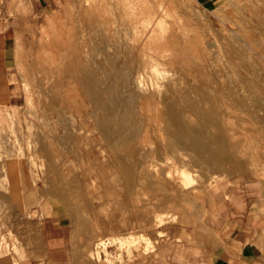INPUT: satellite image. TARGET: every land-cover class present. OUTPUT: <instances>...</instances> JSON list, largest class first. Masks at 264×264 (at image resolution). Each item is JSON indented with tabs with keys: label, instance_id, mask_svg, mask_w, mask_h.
<instances>
[{
	"label": "rangeland",
	"instance_id": "374dc122",
	"mask_svg": "<svg viewBox=\"0 0 264 264\" xmlns=\"http://www.w3.org/2000/svg\"><path fill=\"white\" fill-rule=\"evenodd\" d=\"M19 2L5 5V31L17 60L9 84L0 86V264H45L53 248L75 254L81 264H131L140 255L162 264L167 257L172 262L177 255L208 252L223 237L245 186L264 180V127L258 123L264 111L254 115L237 108L227 88L232 83L244 95L241 77L264 100V0H219L210 9L197 0H52L40 18ZM83 72L103 102L119 108L111 115L110 142L95 128L103 106L88 99ZM139 74L148 91L175 83L196 100L199 86L210 87L229 144L223 163L195 167L192 153L183 159L167 147L164 98L125 111L112 90L124 91ZM183 112L191 123L199 122ZM167 152L178 165L196 169L189 188L176 181ZM134 153H150L158 166L168 163L161 166L163 181L172 170L177 189L162 191V183L156 193L148 192L143 180H149L141 179L138 191L123 190L116 157L132 166ZM147 163L132 167L144 175Z\"/></svg>",
	"mask_w": 264,
	"mask_h": 264
},
{
	"label": "bare ground",
	"instance_id": "6f19581e",
	"mask_svg": "<svg viewBox=\"0 0 264 264\" xmlns=\"http://www.w3.org/2000/svg\"><path fill=\"white\" fill-rule=\"evenodd\" d=\"M87 1V0H86ZM156 1V0H155ZM105 2V1H104ZM107 2V1H106ZM113 2V1H112ZM124 2V1H123ZM128 2V1H127ZM119 3V2H118ZM130 4V3H129ZM108 5V4H106ZM128 5V4H127ZM166 7V6H165ZM94 8V7H93ZM123 8V7H122ZM159 8V7H158ZM173 9V8H172ZM163 10V9H162ZM114 11V10H113ZM126 15V13H125ZM131 16V15H130ZM259 17V16H258ZM114 18V17H113ZM128 19V17H127ZM50 23L52 24V19L50 18ZM158 20V19H157ZM149 21V20H148ZM143 22V20H142ZM151 22V21H150ZM112 23V22H111ZM122 23V22H121ZM144 23V22H143ZM138 24V23H136ZM149 24V23H148ZM55 25V24H54ZM101 26V25H100ZM56 27V26H54ZM53 27V28H54ZM125 27V26H124ZM93 28V25H92ZM143 28V27H142ZM145 29V28H144ZM60 31V30H59ZM163 31V30H162ZM248 31V30H247ZM65 34V33H64ZM118 34V33H117ZM120 36V35H119ZM232 38V37H231ZM242 38V37H241ZM120 40V39H119ZM208 41V40H207ZM121 43V42H120ZM208 44V43H207ZM237 44V43H236ZM110 49V48H109ZM108 49V50H109ZM120 49V48H119ZM111 50V49H110ZM68 52V51H67ZM114 52V51H113ZM86 53V52H85ZM239 57V56H238ZM237 57V58H238ZM242 59V58H240ZM239 60V59H238ZM94 61V60H92ZM240 64V63H239ZM238 64V65H239ZM153 65H151L152 67ZM28 68V67H27ZM97 68V67H95ZM147 68V67H146ZM153 68V67H152ZM151 68V69H152ZM112 69V68H111ZM158 70V69H157ZM63 71V70H62ZM143 72V71H142ZM156 72V71H154ZM139 73H141L139 71ZM162 73V72H161ZM164 73V72H163ZM137 74V73H136ZM90 75V74H89ZM142 74H139V76H135L134 79L128 80L127 84L125 86V90L123 88L124 91H118L115 90L112 92H114L116 94V97L119 101V104L125 107V111L126 112H137V108L136 104L138 102H140V104H148V100L150 98H164L165 102H164V109L162 110V112L160 114H162V122L164 124V130L166 131L165 133H167L166 135L169 136L170 141L168 140V144L167 147L170 148H174L175 152H181V155H185V152L187 153H192V157H190V161L191 164L193 166L201 163H211L214 164L215 166H217V164H221L223 163L226 159H227V146H229V144L227 143L226 139L223 137L222 132H223V125H224V120L221 121L220 117H219V107L218 104L216 102V99L212 96V90L210 89V87H205V88H199L197 89V94H199V100H196L192 97V94L194 92L192 91H183L181 89H179L178 87H175V83L171 84V83H167L165 84V90L161 89L160 87L158 92L155 91H148L147 90V86L146 83L144 82L142 76ZM162 75V74H161ZM240 75V74H239ZM80 81L81 84L83 86L84 89L87 90V97L88 99L95 104H100L103 106V113L101 115V118H96L95 121V125L101 136L102 139L105 140L106 142H110L112 135L114 134V123L112 120V113H114L115 111H117L118 109L115 108V104L114 101H112L110 104L103 102L102 100V95L101 92L99 91V89H97V87L95 86V82L94 80L90 79L89 77H87L85 75V73H80ZM161 77V76H160ZM159 78V76H158ZM261 75L257 74L255 76V79L260 80ZM127 80V79H126ZM246 80V79H245ZM244 80V78L239 77L238 80V85L244 90V92H246L244 95H241L239 93H237V91L234 89L233 84L227 82V88H228V97L232 96L234 99V105L239 108L242 109L243 111L250 113V114H254V115H258V112L264 111V100L262 99V97L260 96L257 88L252 87L248 82H246ZM46 81V80H45ZM149 83H152V80ZM154 81V80H153ZM175 81V80H174ZM123 83V82H122ZM155 83V82H154ZM124 84V83H123ZM156 84V83H155ZM208 84V83H207ZM117 85V84H116ZM115 85V86H116ZM122 85V84H121ZM202 85V84H201ZM209 85V84H208ZM113 86V85H112ZM118 88H120L119 86H116ZM123 87V86H122ZM156 87V90H157ZM213 87V85H212ZM109 88V87H108ZM107 88V89H108ZM112 88V87H111ZM151 88V87H150ZM153 88V87H152ZM151 88V89H152ZM83 89V90H84ZM110 89V88H109ZM122 90V88H121ZM196 90V89H195ZM106 91V90H105ZM199 91V92H198ZM108 92V91H107ZM109 93V92H108ZM107 93V94H108ZM261 93V92H260ZM104 94V93H103ZM196 94V93H195ZM215 94V93H214ZM111 95V94H110ZM262 95V94H261ZM45 96V95H44ZM173 96L177 99L179 102H176V100L173 98ZM198 96V95H197ZM218 98V97H217ZM38 99V98H37ZM106 100V99H105ZM163 100V99H162ZM247 100L250 101L251 106L249 107V105L247 104ZM164 101V100H163ZM223 102V100H222ZM180 103V104H179ZM219 103V101H218ZM204 104H209V106H204ZM139 105V104H138ZM159 105V104H158ZM181 105V107L179 106ZM160 106V105H159ZM156 107L157 109L160 107ZM119 107V106H118ZM149 107V106H148ZM141 111H143V107H141ZM156 109V111H157ZM90 110V109H89ZM101 110V109H100ZM140 110V109H139ZM149 112L150 110L147 109ZM98 111V109H97ZM140 111V112H141ZM159 111V110H158ZM157 111V112H158ZM191 112L194 116L198 117L199 122L197 121V124H193L191 123L187 116H185L184 112ZM91 112V111H90ZM89 112V114H91ZM124 112V111H123ZM221 112V111H220ZM117 113V112H116ZM126 115V114H125ZM129 115V114H127ZM140 115V114H139ZM187 115V114H186ZM95 116V115H94ZM130 116V115H129ZM189 116V115H188ZM128 117V116H127ZM157 118V117H156ZM159 118V117H158ZM190 119V118H189ZM160 120V121H161ZM126 121V118H125ZM159 121V122H160ZM133 122V120H132ZM158 122V120H157ZM194 122V120H193ZM75 123V122H74ZM135 123V121H134ZM195 123V122H194ZM258 123H260L263 127H264V116L259 118ZM161 124V123H160ZM162 125V124H161ZM139 126V123H138ZM160 126V125H159ZM163 126V125H162ZM140 127V126H139ZM210 128H215V130H217V133H215L214 135L208 132V129ZM114 129V130H113ZM69 131V130H68ZM129 131V129H128ZM142 131V130H141ZM4 132V131H3ZM34 132V131H33ZM162 132V131H160ZM226 132V131H225ZM234 132V131H233ZM113 133V134H112ZM231 133V132H230ZM88 134V133H87ZM125 134V132H124ZM141 134V133H140ZM143 134V133H142ZM163 134V133H162ZM225 134V133H224ZM161 136V133H160ZM236 135H232L231 138L237 139L235 137ZM125 137V136H124ZM131 137V135H130ZM146 138V136H144ZM165 137V136H164ZM163 137V139H165ZM137 138V135H136ZM141 138V137H140ZM143 138V136H142ZM229 138V139H231ZM9 139V137H8ZM117 139V138H116ZM139 139V138H138ZM147 139V138H146ZM146 139H140L143 140L142 143H144V140L146 141ZM129 140V139H128ZM139 142V140H136ZM165 141V140H164ZM117 142V141H116ZM127 142V141H126ZM148 142V143H147ZM146 143L149 145V141H147ZM131 143V142H129ZM140 143V142H139ZM151 143V141H150ZM167 143V142H166ZM233 143V142H232ZM30 144V143H29ZM127 143H125L126 145ZM151 144H154L153 142ZM150 144V145H151ZM115 145V144H114ZM146 145V144H145ZM120 146V144H119ZM138 146V145H137ZM141 146V145H139ZM231 146V145H230ZM134 147V146H133ZM142 147V146H141ZM140 147V148H141ZM118 149V147H116ZM4 149V148H3ZM150 149V148H149ZM152 149V148H151ZM166 149V148H165ZM135 150V149H134ZM173 150V154L174 153ZM10 151V149H9ZM43 151L47 154L46 156L50 159L49 162H51V154L48 152V150L45 148L43 149ZM139 152V149L137 150ZM144 151V149H143ZM155 151V150H154ZM23 152V151H22ZM104 152V150H103ZM118 152V151H116ZM115 152V153H116ZM136 152V151H134ZM150 152V151H149ZM152 152V151H151ZM137 153V152H136ZM146 153V152H145ZM22 154V153H21ZM119 154V153H118ZM117 154L116 160L120 163V165L117 168L118 174L120 176V183H125V187H123L122 189H126L129 193L131 192H136L138 191V187H137V183L139 181H141V179H146L149 181H144V188L146 191L148 192H152V193H156L159 187V185L162 183H165L167 186H163L162 191H168L167 189L170 190H176L177 188H175L171 183V181L174 179L173 175H172V170H166V177L168 178V180L163 181V174H164V169L162 170L161 166L164 164H160V166H158V164H154L155 162L149 158H151V154L148 153L145 157L141 156V157H137L135 156L136 154L134 153V157L131 158V162L133 165H135V169L137 168V166L139 164L145 165L147 162H149L150 164L148 165L147 163V167L143 168L146 173L143 175L142 173H139L138 171L134 170V168L132 166H126L123 162H124V158L120 157ZM155 155V154H154ZM153 155V156H154ZM180 155V154H179ZM187 155V154H186ZM186 155L183 157V159L186 157ZM234 155V154H233ZM8 157V156H7ZM32 157V156H31ZM36 158V157H35ZM166 158L170 161H172L174 164L173 167L176 168V174H177V182L180 183V185L184 188H189L191 185H193V182L195 181V175L196 173L193 174V171H195L193 169L190 170L188 168V164H185L184 162L182 163V165H178L177 160L174 161V159H176L174 157V155H170L169 152L166 153ZM23 159V157H22ZM153 159V157H152ZM229 159V158H228ZM160 160V159H159ZM163 160V159H162ZM233 160V159H232ZM23 161V160H22ZM165 161V160H164ZM157 162V161H156ZM42 163V162H41ZM34 164V163H33ZM118 164V163H117ZM167 165L163 166V167H168V163H166ZM36 165V163H35ZM137 165V166H136ZM141 165V166H142ZM191 165V166H192ZM171 167V166H170ZM196 167V166H195ZM194 168V167H192ZM24 169V168H23ZM141 169V167H140ZM147 169V170H146ZM199 170V169H198ZM24 172V171H23ZM25 173V172H24ZM5 175V174H4ZM3 175V176H4ZM198 176V174H197ZM25 177V176H24ZM213 178V177H212ZM119 179V177H118ZM24 180V179H23ZM1 181V180H0ZM175 182V180H173ZM167 182V183H166ZM176 182V183H177ZM142 183V182H141ZM170 183V184H169ZM178 183V184H179ZM140 184V183H139ZM2 185V184H1ZM172 185V186H171ZM27 186V185H26ZM18 187V186H17ZM26 188V187H25ZM7 189V188H6ZM29 189V188H28ZM31 190V189H30ZM33 190V189H32ZM175 192V191H174ZM15 194V193H14ZM19 195V194H18ZM146 197V196H145ZM169 197V196H168ZM174 198V197H173ZM170 199V198H169ZM167 200V199H166ZM165 200V201H166ZM36 201V200H35ZM168 202V201H167ZM177 203V202H176ZM168 215V214H167ZM176 216V215H175ZM27 218V217H26ZM158 218V217H157ZM160 220V219H158ZM161 221V220H160ZM159 221V222H160ZM3 222V221H2ZM161 224V223H160ZM10 233V231H9ZM142 236V235H141ZM122 237V236H121ZM4 238V237H3ZM118 238V237H117ZM119 239V238H118ZM127 239V238H125ZM131 239V238H129ZM16 240V239H15ZM132 241H136V239L133 237L131 239ZM17 241V240H16ZM113 241V240H112ZM131 241V242H132ZM102 242V241H101ZM105 242V241H104ZM124 242V241H121ZM127 242V241H126ZM101 244V243H100ZM103 244V242H102ZM15 246V245H14ZM106 246V245H105ZM105 246L103 245V247L105 248ZM15 248V247H13ZM17 248V247H16ZM8 251V249H7ZM16 251V250H15Z\"/></svg>",
	"mask_w": 264,
	"mask_h": 264
},
{
	"label": "crops",
	"instance_id": "0c3cea01",
	"mask_svg": "<svg viewBox=\"0 0 264 264\" xmlns=\"http://www.w3.org/2000/svg\"><path fill=\"white\" fill-rule=\"evenodd\" d=\"M204 8L210 9L219 0H197ZM52 0H20L18 4L29 6L31 16L40 18L52 5ZM11 0H0V86L9 84L8 72L16 63L15 48H12L11 36L5 31V5ZM21 19V17H18ZM234 207L228 227L223 237L211 245L208 252L191 253L178 256L177 259H164L162 264H264V180L249 182ZM43 259L45 264H81L75 254H69L61 248L51 249ZM83 264H95L86 261ZM155 264L152 255H140L135 263Z\"/></svg>",
	"mask_w": 264,
	"mask_h": 264
}]
</instances>
